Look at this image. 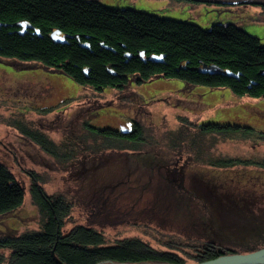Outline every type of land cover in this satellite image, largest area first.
Masks as SVG:
<instances>
[{
	"label": "trees",
	"instance_id": "trees-1",
	"mask_svg": "<svg viewBox=\"0 0 264 264\" xmlns=\"http://www.w3.org/2000/svg\"><path fill=\"white\" fill-rule=\"evenodd\" d=\"M171 1L208 6L247 1L264 7V0ZM0 56L41 62L97 91L124 88L131 78L140 83L165 77L212 88L227 87L238 97L264 100V44L238 25L218 23L203 28L192 22L132 8L108 6L99 0H0ZM211 67H216L218 72H212ZM8 123L19 127L47 152H58L60 146L39 129L21 120ZM132 125L131 130L88 125L93 143L81 150H132L140 153L144 166L160 170L164 157L144 152L146 146L152 145L151 134L140 121L134 120ZM193 126L191 133L179 129L175 139H182L191 146L195 162L212 169L257 167L264 171V156L213 152L224 141H250L257 146L264 142L263 130L234 122H206ZM161 139L164 140L155 141L153 145L165 146L166 143L168 146L169 142ZM175 139L171 144L176 143ZM256 177H259L256 181L243 185L238 180L218 182L200 176L206 186L220 197L222 195L225 206H232L227 214L214 207L211 196L181 185L179 196L186 198L176 200L171 196V205L189 214L184 210L191 213L194 203L198 219L195 220L192 213L186 214L187 217L182 218L183 230L197 224L202 230L195 235L182 231L160 234L148 230L146 236L163 249L139 236L109 238L103 229L92 226L75 225L64 232L73 202L62 194H48L36 182L32 190L34 202L39 206L40 228L17 236H0V264H193L222 254L264 248V197L258 199L264 196V180L261 182L262 177ZM255 186L263 188L256 189L254 196L253 192L247 195ZM185 191L187 196L183 194ZM23 200L22 186L0 163V214L15 209ZM184 204L188 208H184ZM240 206L247 209L241 210ZM217 212L240 219L241 223L244 221L242 225L251 227V231L243 233L236 244L223 241L224 226ZM151 222L155 221L143 223L146 226Z\"/></svg>",
	"mask_w": 264,
	"mask_h": 264
},
{
	"label": "rangeland",
	"instance_id": "rangeland-1",
	"mask_svg": "<svg viewBox=\"0 0 264 264\" xmlns=\"http://www.w3.org/2000/svg\"><path fill=\"white\" fill-rule=\"evenodd\" d=\"M99 1L112 7L192 22L203 28L234 23L264 44V7L260 5L236 2L208 6L171 0ZM10 120H21L44 132L60 146L58 152H47L19 127L8 123ZM134 120L140 121L151 134L152 145L146 146L144 152L164 157L160 170L144 166L140 153L132 150H81L93 143L88 125L131 130ZM206 122H234L264 131V100L238 97L227 87L212 88L165 77L140 83L131 78L124 88L97 91L41 62L0 56V163L12 172L24 190L22 204L0 214V236H17L40 228L39 206L34 202L32 190L36 182L48 194H62L73 202L64 232L75 225L92 226L103 229L109 238L139 236L155 246L157 243L146 236L148 230L195 235L202 227L197 224L191 227L193 230L186 227L183 230L182 218L192 213L197 220V206L193 203L191 213L184 210L189 212H185L186 215L171 205V196L176 200L186 198L179 196L181 185L211 196L214 207L227 214L232 206H225L222 195L206 186L200 176L218 182L238 180L243 185L256 181L259 178L256 176L262 177L261 182L264 180V171L257 167L212 169L195 162L191 146L182 139H175V134L179 129L192 132L193 125ZM162 137L169 142L168 146L166 143L165 146L153 145L155 141L162 142ZM172 139L175 144H171ZM213 152L261 157L264 142L254 146L250 141H224ZM259 188L263 187H252L247 195L253 192L254 196ZM230 189L233 190L232 185ZM183 194L187 196V191ZM248 199L251 202L250 197ZM176 207L181 209L179 205ZM184 208L188 205L184 204ZM240 209L247 207L240 206ZM217 214L224 226L223 241L236 244L243 233L251 231V227L242 225L244 221ZM147 221L155 222L145 226L143 222Z\"/></svg>",
	"mask_w": 264,
	"mask_h": 264
},
{
	"label": "water",
	"instance_id": "water-1",
	"mask_svg": "<svg viewBox=\"0 0 264 264\" xmlns=\"http://www.w3.org/2000/svg\"><path fill=\"white\" fill-rule=\"evenodd\" d=\"M247 1H238V3H246ZM236 3V2H233ZM212 72H218L216 67L209 68ZM132 264V263H128ZM153 264V263H141ZM169 264V263H162ZM194 264H264V248L248 252V253H230L222 254L216 258L196 262Z\"/></svg>",
	"mask_w": 264,
	"mask_h": 264
}]
</instances>
